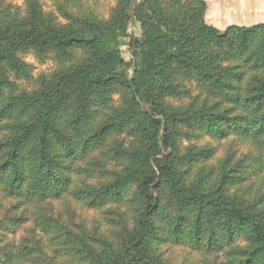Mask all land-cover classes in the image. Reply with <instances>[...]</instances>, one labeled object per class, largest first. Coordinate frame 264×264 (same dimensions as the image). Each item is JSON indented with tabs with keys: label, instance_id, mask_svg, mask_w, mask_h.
Listing matches in <instances>:
<instances>
[{
	"label": "trees",
	"instance_id": "1",
	"mask_svg": "<svg viewBox=\"0 0 264 264\" xmlns=\"http://www.w3.org/2000/svg\"><path fill=\"white\" fill-rule=\"evenodd\" d=\"M23 1L24 14L0 5V190L14 201L0 235L35 237L0 244V264H172L166 246L264 264V186L248 189L264 183V152L210 164L215 148L197 144L264 149V22L217 29L205 0H116L109 18ZM26 52L67 66L21 88ZM66 196L109 226L71 232L44 206Z\"/></svg>",
	"mask_w": 264,
	"mask_h": 264
},
{
	"label": "rangeland",
	"instance_id": "2",
	"mask_svg": "<svg viewBox=\"0 0 264 264\" xmlns=\"http://www.w3.org/2000/svg\"><path fill=\"white\" fill-rule=\"evenodd\" d=\"M141 1V0H136ZM42 11L45 14H57L55 0H39ZM83 8L95 11L100 16L109 18L111 9L115 6L116 0H80ZM206 12L205 21L207 24L214 26L217 29L223 30L232 23L240 25L242 23L234 22L241 21L245 26L253 25L259 22H264V0H205ZM2 7L8 6L9 9L15 10L20 14H24L25 5L23 0H0ZM242 18V19H241ZM128 31L136 36L140 35L139 24L130 21ZM220 27H216V26ZM121 55L125 60H128L129 53L126 47H121ZM82 52H78L76 59H82ZM20 58L30 66L31 72L28 77L17 79V83L21 88L32 90L37 88V80L39 76H49L56 71L66 67L67 64L57 62L51 54L44 58H38L33 52H26L20 55ZM179 104V102H173ZM182 147L187 145L186 140L182 141ZM208 144L215 148V157L210 164H218L223 159H230L233 162L243 160V166H254V156L264 149L256 146L254 142L227 136L225 139L211 140L208 137L202 142L197 143ZM264 146V145H263ZM248 189L255 193L262 190L264 183L260 179L251 178ZM13 200L6 199L3 192L0 190V217L8 215L10 205ZM47 213L54 218H57L71 232L81 235H89L100 233L105 227L109 226L105 218V213L99 210L88 209L83 203L66 196L57 201L45 203ZM118 219V217H114ZM30 226L26 225L20 229L15 235L5 233L0 235V244L11 243V245H22L29 237L34 238V234ZM36 235V234H35ZM164 257L172 264H219L223 261V256L207 257L197 254L186 247L166 246L163 248Z\"/></svg>",
	"mask_w": 264,
	"mask_h": 264
},
{
	"label": "crops",
	"instance_id": "3",
	"mask_svg": "<svg viewBox=\"0 0 264 264\" xmlns=\"http://www.w3.org/2000/svg\"><path fill=\"white\" fill-rule=\"evenodd\" d=\"M242 19V18H241ZM242 21V20H241ZM241 21H234V22H238V23H242V24H240V25H245L243 22H241ZM233 24V23H232ZM216 26V25H215ZM216 27H218V26H216ZM218 28H220V27H218ZM221 30V29H220Z\"/></svg>",
	"mask_w": 264,
	"mask_h": 264
}]
</instances>
